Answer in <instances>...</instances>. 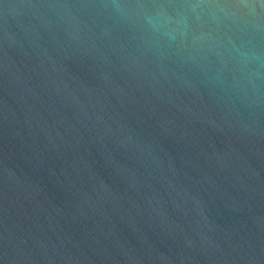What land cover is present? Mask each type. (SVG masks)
<instances>
[{"label":"water","instance_id":"95a60500","mask_svg":"<svg viewBox=\"0 0 264 264\" xmlns=\"http://www.w3.org/2000/svg\"><path fill=\"white\" fill-rule=\"evenodd\" d=\"M0 264H264V0H0Z\"/></svg>","mask_w":264,"mask_h":264}]
</instances>
